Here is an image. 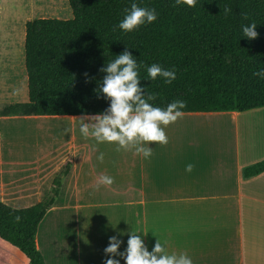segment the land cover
Wrapping results in <instances>:
<instances>
[{"label": "crops", "instance_id": "obj_1", "mask_svg": "<svg viewBox=\"0 0 264 264\" xmlns=\"http://www.w3.org/2000/svg\"><path fill=\"white\" fill-rule=\"evenodd\" d=\"M17 3L3 13L0 1V37L9 30L20 34L21 42L19 77L10 78L12 85L0 77L6 85L0 90V111L29 102L27 22L69 13L60 12L58 0L43 13L36 4L34 14L26 2ZM8 65L0 66V74L10 73ZM79 117L0 116L1 202L16 210L40 203L70 165L36 235L46 264H103L109 237L122 240L118 251H124L130 231L142 232L149 251L158 239L170 253L186 252L193 264H264V173L244 176L245 168L264 160V108L185 113L165 128L167 144H150L149 159L83 138ZM209 125L220 137L231 126L243 132L246 140L243 146L237 142L234 157L225 143L194 139L198 128ZM100 152L102 162L96 159ZM188 163L194 165L191 172L185 171ZM101 175L114 183L98 186ZM0 264L29 261L0 238Z\"/></svg>", "mask_w": 264, "mask_h": 264}, {"label": "trees", "instance_id": "obj_2", "mask_svg": "<svg viewBox=\"0 0 264 264\" xmlns=\"http://www.w3.org/2000/svg\"><path fill=\"white\" fill-rule=\"evenodd\" d=\"M1 1V0H0ZM73 19L39 18L27 22L25 65L29 102L10 105L0 116H82L109 104L94 89L99 70L126 46L142 62L141 84L165 107L186 102L185 113H244L264 108V80L252 73L264 67V0H136L154 8L158 19L132 32L118 22L132 0H68ZM231 12L225 15L224 9ZM245 16L247 18H245ZM257 23L258 37H242L241 25ZM174 68L171 84L147 80L146 68ZM87 74V75H85ZM70 165L57 176L40 203L16 210L0 201V238L23 253L29 264H46L36 244L38 227L60 194ZM264 173V160L244 169L246 178ZM20 216V221L15 216Z\"/></svg>", "mask_w": 264, "mask_h": 264}, {"label": "clouds", "instance_id": "obj_3", "mask_svg": "<svg viewBox=\"0 0 264 264\" xmlns=\"http://www.w3.org/2000/svg\"><path fill=\"white\" fill-rule=\"evenodd\" d=\"M196 3L197 0H175L176 5L186 4L189 7L195 6ZM223 11L228 15L231 9L225 8ZM157 19L156 9L141 7L136 0H132L130 8L125 9L123 18L118 22V28L128 33L137 30L140 26L156 22ZM256 28L257 23L254 21L242 24V37L249 40L256 39L259 35ZM142 67V62H138L126 46L122 53L114 56L99 70L104 75L94 91L98 98L103 96L109 106L102 112L85 113L77 118L79 132L83 138L91 137L96 143L115 144L117 151L133 150L144 159L152 156L151 143L160 145L168 143L165 128L184 117L186 102L175 99L165 107L151 103L156 96L147 90V86L141 84L139 73ZM146 71L147 80L159 78L163 83L171 84L176 79L174 68H164L158 63L148 65ZM252 75L264 80V67L258 68ZM96 159L102 162L104 153L100 152ZM193 167L192 163H188L185 171L191 172ZM113 183L114 178L108 175H101L97 181L98 186H110ZM14 218L16 221L21 219L18 215ZM138 233L142 232L128 233L127 247L124 251H118L123 243L122 240L117 236L109 237V243L104 249L107 258L103 264H121V259L124 260V264H193L192 258L186 252L170 253L165 243H161L158 239L149 251L144 239Z\"/></svg>", "mask_w": 264, "mask_h": 264}, {"label": "rangeland", "instance_id": "obj_4", "mask_svg": "<svg viewBox=\"0 0 264 264\" xmlns=\"http://www.w3.org/2000/svg\"><path fill=\"white\" fill-rule=\"evenodd\" d=\"M15 2H18L17 4H22V2H26L27 8L31 9L32 14L37 12L35 9L36 4H41V9L38 11L40 13H43V11H49L54 6V3L56 0H14L12 2H8L7 6H4V2L2 5V11L3 13H9V10L13 9V4ZM67 7V8H66ZM58 8L61 13H65L68 9V14L66 15H47L44 18H51V19H61V20H70L73 19V13L70 8V5L68 3V0H58ZM6 11V12H4ZM10 14H13L11 11ZM40 17H36V19H39ZM9 30L5 31L2 37H0V66L2 68H5V64L10 63V66L8 65V70L10 73L8 74H0L1 78H4L5 80H8V83L12 85L14 82H10V78H18V69H19V63L21 61V52L18 48L21 44L20 42V34L12 33L10 34L8 32ZM8 85V84H7ZM6 85L1 82L0 83V90L4 91L6 88ZM215 122L214 120H210V123ZM196 127L193 128V131H195ZM197 136V137H196ZM195 140H201L204 141V139L213 140L216 139V141L220 142V145H223V143L226 144V153L230 156L234 157L235 153V146L237 142H240L241 146H243L242 143L245 142L246 137L243 135V132L240 133L237 132V129L233 126L231 128H226L224 133L220 135L216 134L212 128L211 125H209L207 128L200 127L198 128V133L194 135ZM214 147H211L213 149Z\"/></svg>", "mask_w": 264, "mask_h": 264}, {"label": "bare ground", "instance_id": "obj_5", "mask_svg": "<svg viewBox=\"0 0 264 264\" xmlns=\"http://www.w3.org/2000/svg\"><path fill=\"white\" fill-rule=\"evenodd\" d=\"M9 1L12 2V1H14V0H3V2H4V6H5V5L7 6V3H8ZM1 3H2V2H1ZM2 5H3V4H2ZM4 12H6V11H4Z\"/></svg>", "mask_w": 264, "mask_h": 264}]
</instances>
